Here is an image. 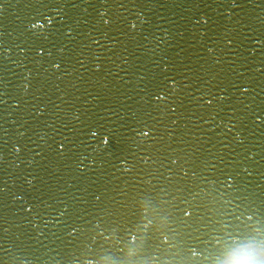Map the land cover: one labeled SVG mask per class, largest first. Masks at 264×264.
Segmentation results:
<instances>
[{
    "label": "water",
    "instance_id": "obj_1",
    "mask_svg": "<svg viewBox=\"0 0 264 264\" xmlns=\"http://www.w3.org/2000/svg\"><path fill=\"white\" fill-rule=\"evenodd\" d=\"M46 0H0V264H22Z\"/></svg>",
    "mask_w": 264,
    "mask_h": 264
}]
</instances>
